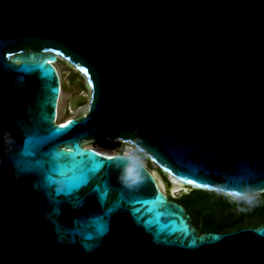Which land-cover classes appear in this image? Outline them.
I'll use <instances>...</instances> for the list:
<instances>
[{"label": "water", "instance_id": "1", "mask_svg": "<svg viewBox=\"0 0 264 264\" xmlns=\"http://www.w3.org/2000/svg\"><path fill=\"white\" fill-rule=\"evenodd\" d=\"M60 59L90 92L57 125ZM91 141L169 183L263 194L264 0H0V264H264V222L217 233L244 212L209 200L199 234L132 156L99 154L67 191L56 153Z\"/></svg>", "mask_w": 264, "mask_h": 264}, {"label": "flooded vegetation", "instance_id": "2", "mask_svg": "<svg viewBox=\"0 0 264 264\" xmlns=\"http://www.w3.org/2000/svg\"><path fill=\"white\" fill-rule=\"evenodd\" d=\"M116 142H108L107 145L117 149L119 145L115 144ZM120 143V142H119ZM166 182L167 179L165 177ZM169 183V182H168ZM168 200L175 202L183 207L185 212L188 214L191 224L198 231L199 234L202 233V214L200 212L195 211V205H202L203 203L211 200L215 206L237 209L242 207L243 212L242 215L231 225V226H223L219 228L216 223L210 222L211 228L217 233H223L226 231L239 229L242 227H254L264 221L257 222L259 218V213L256 211V205L258 203V199L260 195L254 196L252 203H247L243 198H232L226 195L217 194L215 192L201 191L196 190L193 187L184 186L183 188L175 193L176 195H171L170 193H165ZM174 194V193H173ZM226 220L219 219V222L223 224Z\"/></svg>", "mask_w": 264, "mask_h": 264}, {"label": "rangeland", "instance_id": "3", "mask_svg": "<svg viewBox=\"0 0 264 264\" xmlns=\"http://www.w3.org/2000/svg\"><path fill=\"white\" fill-rule=\"evenodd\" d=\"M58 75L60 77L61 82V93L58 99V123L64 121L70 117H76L84 113L85 106L80 108L78 111H71L68 107V101L75 95L79 93L89 94V89L86 87V79L82 73L77 71L73 66L68 64L65 60L60 59L55 64ZM57 123V121H56ZM57 123V124H58ZM116 145H119L117 149L111 146H105L103 143L97 141H91L86 143V146L93 147L96 149H101L108 152H125L131 154L132 157H136L146 168L154 173L158 180H160L165 187V193H170L171 195H176L172 193V185L171 183L166 182L165 176L159 171L157 166L151 163L142 153H139L135 150L134 147L125 144L116 142ZM258 196V195H256Z\"/></svg>", "mask_w": 264, "mask_h": 264}, {"label": "snow or ice", "instance_id": "4", "mask_svg": "<svg viewBox=\"0 0 264 264\" xmlns=\"http://www.w3.org/2000/svg\"><path fill=\"white\" fill-rule=\"evenodd\" d=\"M17 63H19V61H17ZM72 123H74L73 121H68L65 124L60 125L57 129L53 130V134H56L57 132L60 133L61 129H65L68 128ZM31 141H29L30 143ZM83 154H89L90 157L94 158L96 156H99V153H91V152H86ZM76 155H81L80 150L78 148V146L76 147ZM89 155H82V158L80 160H76L75 156H72L70 153H60L57 152L56 156H63L66 159H71L72 160V170H73V175L72 177L66 181L67 183V191H71L75 188H78L79 186L85 184L90 175L97 172L101 167H103V164L101 161L94 159H90ZM105 159L107 160H112L114 159V157L108 156L105 157ZM132 169H129V175L131 176L132 174ZM232 195H235V193H233ZM98 229L100 231L103 230L102 225L98 226Z\"/></svg>", "mask_w": 264, "mask_h": 264}, {"label": "bare ground", "instance_id": "5", "mask_svg": "<svg viewBox=\"0 0 264 264\" xmlns=\"http://www.w3.org/2000/svg\"><path fill=\"white\" fill-rule=\"evenodd\" d=\"M58 108V107H57ZM85 110H86V107H85ZM85 112V111H84ZM56 121H57V123H58V113H57V116H56ZM63 121H61V122H59L57 125H59V124H61ZM87 143V142H86ZM85 147H87V148H90V149H92V150H94V151H96L97 153H99V154H103V155H105V156H111V155H115V154H117V153H115V152H108V151H104V150H101V149H96V148H93V147H89V146H86L85 145ZM125 154H127V155H130V156H132L131 154H128V153H125ZM136 158V157H135ZM151 173V172H150ZM152 174V176L154 177V179L156 180V184H157V186L161 189V191L164 193L165 192V187H164V184L160 181V180H158L157 179V177H156V175L154 174V173H151ZM169 179H170V183H171V185H172V193H177V192H179L182 188H183V184L182 183H180V182H178V181H176L174 178H172V177H169ZM185 186V185H184Z\"/></svg>", "mask_w": 264, "mask_h": 264}, {"label": "trees", "instance_id": "6", "mask_svg": "<svg viewBox=\"0 0 264 264\" xmlns=\"http://www.w3.org/2000/svg\"><path fill=\"white\" fill-rule=\"evenodd\" d=\"M256 211L259 213V218L257 222L264 221V193L260 195L258 203L256 205Z\"/></svg>", "mask_w": 264, "mask_h": 264}, {"label": "clouds", "instance_id": "7", "mask_svg": "<svg viewBox=\"0 0 264 264\" xmlns=\"http://www.w3.org/2000/svg\"><path fill=\"white\" fill-rule=\"evenodd\" d=\"M129 177H130V175H129ZM232 194L233 193H229L228 195H232ZM235 195H237V194H235ZM235 195H233V196H235ZM242 198L245 199L247 203H252L253 199H254V196H244Z\"/></svg>", "mask_w": 264, "mask_h": 264}, {"label": "built area", "instance_id": "8", "mask_svg": "<svg viewBox=\"0 0 264 264\" xmlns=\"http://www.w3.org/2000/svg\"><path fill=\"white\" fill-rule=\"evenodd\" d=\"M117 154H125V152H119V153H117ZM127 155V154H126ZM130 156V155H129Z\"/></svg>", "mask_w": 264, "mask_h": 264}]
</instances>
